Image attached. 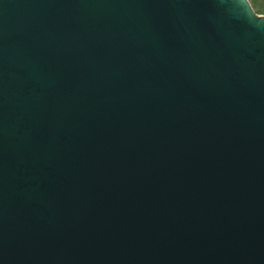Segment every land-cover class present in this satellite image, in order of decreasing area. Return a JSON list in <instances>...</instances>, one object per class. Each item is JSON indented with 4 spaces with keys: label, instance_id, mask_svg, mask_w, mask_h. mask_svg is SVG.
Here are the masks:
<instances>
[{
    "label": "water",
    "instance_id": "obj_1",
    "mask_svg": "<svg viewBox=\"0 0 264 264\" xmlns=\"http://www.w3.org/2000/svg\"><path fill=\"white\" fill-rule=\"evenodd\" d=\"M0 264H264V14L0 0Z\"/></svg>",
    "mask_w": 264,
    "mask_h": 264
},
{
    "label": "crops",
    "instance_id": "obj_2",
    "mask_svg": "<svg viewBox=\"0 0 264 264\" xmlns=\"http://www.w3.org/2000/svg\"><path fill=\"white\" fill-rule=\"evenodd\" d=\"M250 2L255 5L261 14H264V0H250Z\"/></svg>",
    "mask_w": 264,
    "mask_h": 264
},
{
    "label": "trees",
    "instance_id": "obj_3",
    "mask_svg": "<svg viewBox=\"0 0 264 264\" xmlns=\"http://www.w3.org/2000/svg\"><path fill=\"white\" fill-rule=\"evenodd\" d=\"M252 6H253L254 10H255L258 14H261L260 11L255 7V5L252 4Z\"/></svg>",
    "mask_w": 264,
    "mask_h": 264
}]
</instances>
